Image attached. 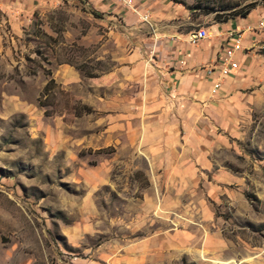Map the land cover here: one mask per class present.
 Instances as JSON below:
<instances>
[{
    "label": "rangeland",
    "instance_id": "obj_1",
    "mask_svg": "<svg viewBox=\"0 0 264 264\" xmlns=\"http://www.w3.org/2000/svg\"><path fill=\"white\" fill-rule=\"evenodd\" d=\"M131 1L0 0V264H264V5ZM184 18L244 22L259 76L191 129L153 59Z\"/></svg>",
    "mask_w": 264,
    "mask_h": 264
},
{
    "label": "crops",
    "instance_id": "obj_2",
    "mask_svg": "<svg viewBox=\"0 0 264 264\" xmlns=\"http://www.w3.org/2000/svg\"><path fill=\"white\" fill-rule=\"evenodd\" d=\"M94 1L98 9H105L106 3H110L111 0ZM185 17L188 18V16ZM177 22L179 24L172 23L163 29L159 38L160 43L156 48L159 54L154 55L153 59L165 99L173 105H183L194 111L191 118L184 117V122L191 129L192 124L197 121L198 106L208 111L218 97L230 96L240 90L243 85L256 82L259 76L256 61L252 56L255 54V49H250V38H245V36L249 37V33L245 31L241 33L244 49L236 55L239 68L223 79L222 86L218 90L213 91V81L207 76L204 67L213 63L222 49L233 41L244 22L233 19L217 23L212 27V33L219 35L216 36L215 41L209 36L197 44H191L188 41L189 33L194 30H188L180 25L187 23L186 18L181 21L178 19ZM230 33L234 34L230 35ZM224 41L227 43L221 46Z\"/></svg>",
    "mask_w": 264,
    "mask_h": 264
},
{
    "label": "built area",
    "instance_id": "obj_3",
    "mask_svg": "<svg viewBox=\"0 0 264 264\" xmlns=\"http://www.w3.org/2000/svg\"><path fill=\"white\" fill-rule=\"evenodd\" d=\"M122 1L124 5L132 6L131 0ZM143 19L148 20V16L145 14ZM233 34L234 33H230V35ZM207 36L206 29L199 28L198 30L189 33L188 41L191 44H197ZM243 49L242 36L237 33V36L233 38V41L222 49L221 54L216 60L204 67L207 76L213 81V91L218 90L222 86L223 79L239 68V61L237 60L236 55Z\"/></svg>",
    "mask_w": 264,
    "mask_h": 264
},
{
    "label": "trees",
    "instance_id": "obj_4",
    "mask_svg": "<svg viewBox=\"0 0 264 264\" xmlns=\"http://www.w3.org/2000/svg\"><path fill=\"white\" fill-rule=\"evenodd\" d=\"M261 3L264 5V0H261ZM243 16L244 15H246V12L244 13V14H242ZM53 86H54V81H53V79L51 78V79H49V81L44 85V87H43V90H42V94H43V96H45V98H47L48 96H50V95H53V93H54V88H53ZM41 104L44 106V105H46V104H43L42 102H41Z\"/></svg>",
    "mask_w": 264,
    "mask_h": 264
}]
</instances>
